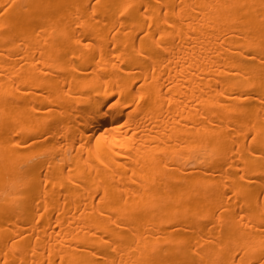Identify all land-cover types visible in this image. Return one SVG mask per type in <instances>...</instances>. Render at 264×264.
Here are the masks:
<instances>
[{
	"label": "bare ground",
	"instance_id": "obj_1",
	"mask_svg": "<svg viewBox=\"0 0 264 264\" xmlns=\"http://www.w3.org/2000/svg\"><path fill=\"white\" fill-rule=\"evenodd\" d=\"M0 264H264V0H0Z\"/></svg>",
	"mask_w": 264,
	"mask_h": 264
}]
</instances>
